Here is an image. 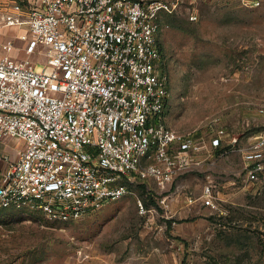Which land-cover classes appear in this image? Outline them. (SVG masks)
Returning <instances> with one entry per match:
<instances>
[{
    "label": "built area",
    "instance_id": "1",
    "mask_svg": "<svg viewBox=\"0 0 264 264\" xmlns=\"http://www.w3.org/2000/svg\"><path fill=\"white\" fill-rule=\"evenodd\" d=\"M164 10L163 0H0V31L24 29L28 55L0 57V139L24 142L0 169V208L75 220L128 194L137 178L165 186L200 159L236 150L248 179H258L263 134L240 146L223 127L183 132L168 123ZM33 53L43 56L40 70ZM213 200L210 183L203 203Z\"/></svg>",
    "mask_w": 264,
    "mask_h": 264
},
{
    "label": "rangeland",
    "instance_id": "2",
    "mask_svg": "<svg viewBox=\"0 0 264 264\" xmlns=\"http://www.w3.org/2000/svg\"><path fill=\"white\" fill-rule=\"evenodd\" d=\"M163 1L168 123L183 132L223 127L240 146L264 135V0ZM23 31L2 28L0 46L15 52ZM30 59L44 67L41 53ZM200 160L165 186L137 178L128 194L75 220L1 207L0 264H264V170L248 179L240 150ZM210 183L214 205L203 203Z\"/></svg>",
    "mask_w": 264,
    "mask_h": 264
},
{
    "label": "crops",
    "instance_id": "3",
    "mask_svg": "<svg viewBox=\"0 0 264 264\" xmlns=\"http://www.w3.org/2000/svg\"><path fill=\"white\" fill-rule=\"evenodd\" d=\"M11 29L12 28H9V30L12 31L13 33H14V31L15 32L17 31L16 28H13L15 30H11ZM19 44H18L19 50L16 48L17 50H15V52L13 51L15 47L13 48V50L7 51L5 48L0 46V57H3L4 55L8 54L11 57H13L19 61H23V54H21V50L25 53V50L23 47L24 46L23 40H20ZM238 139H239V137H238ZM23 146H24V142L20 139L14 138V137L6 136V137L0 139V169L7 167L10 162L16 160L18 158L20 150L23 148Z\"/></svg>",
    "mask_w": 264,
    "mask_h": 264
},
{
    "label": "water",
    "instance_id": "4",
    "mask_svg": "<svg viewBox=\"0 0 264 264\" xmlns=\"http://www.w3.org/2000/svg\"><path fill=\"white\" fill-rule=\"evenodd\" d=\"M238 140V136H235L234 137V141L236 142Z\"/></svg>",
    "mask_w": 264,
    "mask_h": 264
}]
</instances>
